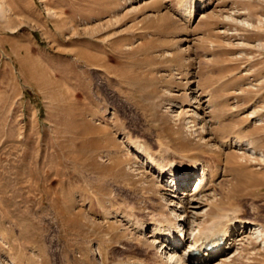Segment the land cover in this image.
<instances>
[{
    "label": "rangeland",
    "instance_id": "obj_1",
    "mask_svg": "<svg viewBox=\"0 0 264 264\" xmlns=\"http://www.w3.org/2000/svg\"><path fill=\"white\" fill-rule=\"evenodd\" d=\"M206 159L182 233L234 204L255 229L220 264H264V0H0V264H157L131 224Z\"/></svg>",
    "mask_w": 264,
    "mask_h": 264
},
{
    "label": "bare ground",
    "instance_id": "obj_2",
    "mask_svg": "<svg viewBox=\"0 0 264 264\" xmlns=\"http://www.w3.org/2000/svg\"><path fill=\"white\" fill-rule=\"evenodd\" d=\"M184 104L192 106L190 102ZM228 145V140L222 142L223 148ZM144 158H146L144 160L152 165L151 167L155 169L158 175H162L163 183L167 186L165 189L171 191L173 194L178 192L188 183V180L194 172V164H183L182 162L176 163L172 160L171 162L166 160L167 162L162 164L160 161L153 159V157L146 152ZM200 163H203V167L201 168L200 174L194 178V182H192L195 185L192 188H189L187 190L188 192H185L184 189L183 193H185L178 196L175 205L170 208L176 219H167L164 217L165 219L158 220L150 218L149 221L138 224L137 221H135V223L132 221V228H135L136 230L134 231L139 235H143L144 237L147 230H150L149 236L154 242L157 241L160 243V246L162 247L161 258L157 264L223 263L232 256L231 249L235 246L236 241H238L240 235L238 232L239 229H245L246 227L249 231L253 227V229H255L254 224L242 218V213L238 206L234 204H232V206L229 204L227 207L222 208L224 212H217L215 217H212L213 219L210 221L199 225L197 224L196 227H193L196 223H190L187 227L190 232H186L189 233L188 237H186L185 232L184 234L182 233L183 230L180 226L183 224L184 226L187 225L186 213L189 212V210H187L188 207H192L193 209H200L204 205L211 207L213 201H211V203L202 202L199 200V195L206 193L209 189H213L211 188V185L221 173L219 162L212 164L209 162V159H206ZM167 177H170L171 180L168 181L166 179ZM172 193L170 196H175L172 195ZM166 200L169 202L167 203L168 205L171 204V199L167 198ZM205 215L208 216L209 213H206ZM181 216L183 217L182 222H180ZM130 218L131 216H129V219Z\"/></svg>",
    "mask_w": 264,
    "mask_h": 264
}]
</instances>
